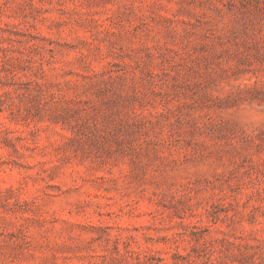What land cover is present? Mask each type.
<instances>
[{
    "label": "rangeland",
    "instance_id": "rangeland-1",
    "mask_svg": "<svg viewBox=\"0 0 264 264\" xmlns=\"http://www.w3.org/2000/svg\"><path fill=\"white\" fill-rule=\"evenodd\" d=\"M0 264H264V0H0Z\"/></svg>",
    "mask_w": 264,
    "mask_h": 264
}]
</instances>
